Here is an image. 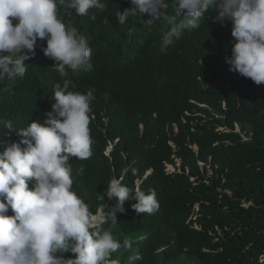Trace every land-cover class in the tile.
<instances>
[{"label":"trees","instance_id":"trees-1","mask_svg":"<svg viewBox=\"0 0 264 264\" xmlns=\"http://www.w3.org/2000/svg\"><path fill=\"white\" fill-rule=\"evenodd\" d=\"M102 2L105 10L85 16L59 10V18L86 37L91 68L61 75L38 46L25 76L0 93V121L15 128L43 123L54 103L53 87L64 79L75 85L70 90L94 89L93 155L69 161L73 190L93 214L103 204L107 211L115 198L105 196L102 204L97 193L127 169L123 183L132 196L155 190L160 205L155 214H137L131 208L136 201H126L116 222L104 225L119 242H133L131 251L122 248L111 260L264 264V84L229 71L231 22L215 21L209 10L199 28L162 46L169 25L148 24V14L121 25L116 13L133 7L131 0ZM19 139L0 124V151ZM178 159L181 170L169 171ZM136 253L142 259L130 260Z\"/></svg>","mask_w":264,"mask_h":264},{"label":"clouds","instance_id":"clouds-1","mask_svg":"<svg viewBox=\"0 0 264 264\" xmlns=\"http://www.w3.org/2000/svg\"><path fill=\"white\" fill-rule=\"evenodd\" d=\"M131 4L116 13L119 23L148 14V24L169 25L162 33V46L172 44L185 30L199 28L209 10L215 13V21H230L229 71L258 86L264 84V0H173L174 14L167 11L168 0H131ZM106 7L102 0H0V93L11 91L17 78L25 76L26 61L35 56L38 46L61 75L66 69L73 73L90 69L92 49L86 37L61 20L59 10L85 16ZM70 86L75 88L68 79L54 85V103L43 123L32 120L15 128L11 121H0L20 137L0 151V264H123L111 260L112 254L122 248L131 251L133 242H119L104 225L116 222L117 213L126 211V201H136L131 208L137 214H155L160 208L155 190H136L132 196L123 183L127 169L119 178H110L105 192L97 193L102 204L105 196L115 198L107 211L103 204L102 212L93 214L73 190L69 161L93 155L89 125L95 90L73 91ZM180 163L178 159L177 166L170 164L167 169L180 171ZM139 259V253L130 257Z\"/></svg>","mask_w":264,"mask_h":264},{"label":"rangeland","instance_id":"rangeland-1","mask_svg":"<svg viewBox=\"0 0 264 264\" xmlns=\"http://www.w3.org/2000/svg\"><path fill=\"white\" fill-rule=\"evenodd\" d=\"M178 164H179V162H178ZM177 164V165H178ZM211 173V172H210ZM102 212V210H100V212L99 213H101ZM180 260V258L179 259H177V260H175V261H173V262H178ZM181 264H190V263H184V262H181Z\"/></svg>","mask_w":264,"mask_h":264}]
</instances>
